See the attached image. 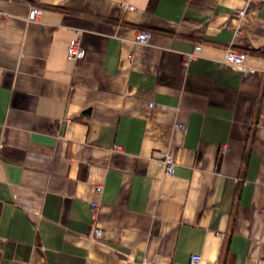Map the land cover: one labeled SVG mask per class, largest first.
Masks as SVG:
<instances>
[{
    "label": "crops",
    "instance_id": "0c3cea01",
    "mask_svg": "<svg viewBox=\"0 0 264 264\" xmlns=\"http://www.w3.org/2000/svg\"><path fill=\"white\" fill-rule=\"evenodd\" d=\"M193 254L264 264V0H0V264Z\"/></svg>",
    "mask_w": 264,
    "mask_h": 264
},
{
    "label": "built area",
    "instance_id": "2783aa9c",
    "mask_svg": "<svg viewBox=\"0 0 264 264\" xmlns=\"http://www.w3.org/2000/svg\"><path fill=\"white\" fill-rule=\"evenodd\" d=\"M128 9L133 10L135 7L132 5L126 6ZM42 12L40 8L34 7L29 11L28 14V20L34 21L36 20L37 15H39ZM239 15L242 17L244 15L243 10H239ZM152 38V32L149 30H138L135 36V42L140 44L149 43ZM196 50H199L201 48L200 45L195 46ZM85 54V47L83 46L82 42L78 38H73L70 40L68 46H67V55L68 58L71 60H77L79 58H82ZM193 54H189L187 57V60L193 58ZM246 58V54L244 52L236 51L234 49H228L224 62L228 64L238 65L242 66L243 61ZM253 69H250L249 72H253ZM153 105V104H152ZM180 126V125H179ZM182 127V126H180ZM159 157L161 162L163 163L164 170L167 174H173L174 172V165L175 160L172 154L169 152H159ZM96 204H93V207H95ZM102 237V230L99 228H96L94 230V238L100 239ZM202 259V256L199 254H193L190 258V264H199Z\"/></svg>",
    "mask_w": 264,
    "mask_h": 264
}]
</instances>
